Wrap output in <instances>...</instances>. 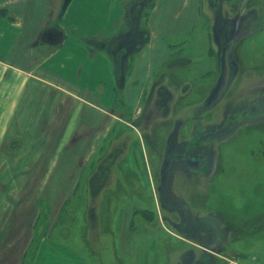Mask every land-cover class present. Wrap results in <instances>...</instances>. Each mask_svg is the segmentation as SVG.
Returning <instances> with one entry per match:
<instances>
[{
    "label": "rangeland",
    "instance_id": "rangeland-1",
    "mask_svg": "<svg viewBox=\"0 0 264 264\" xmlns=\"http://www.w3.org/2000/svg\"><path fill=\"white\" fill-rule=\"evenodd\" d=\"M173 25L183 31L159 35L158 52L169 53L151 79L137 80L128 96L118 87L122 122L94 143L54 229L46 228L49 207L38 203L31 261L47 237L75 264H264V0H202L198 22ZM227 44L229 85L204 109ZM204 63L209 72L193 76ZM201 150L202 169L177 158L165 186L164 163Z\"/></svg>",
    "mask_w": 264,
    "mask_h": 264
},
{
    "label": "crops",
    "instance_id": "crops-1",
    "mask_svg": "<svg viewBox=\"0 0 264 264\" xmlns=\"http://www.w3.org/2000/svg\"><path fill=\"white\" fill-rule=\"evenodd\" d=\"M10 1L0 9V264H75L47 237L28 259L38 203L54 229L94 143L122 122L118 87L128 96L151 79L169 53L158 52L157 38L183 31L173 23L198 22L202 0ZM192 71L209 72L205 63Z\"/></svg>",
    "mask_w": 264,
    "mask_h": 264
},
{
    "label": "water",
    "instance_id": "water-1",
    "mask_svg": "<svg viewBox=\"0 0 264 264\" xmlns=\"http://www.w3.org/2000/svg\"><path fill=\"white\" fill-rule=\"evenodd\" d=\"M230 49H231V44H227L221 50L219 76L216 80L215 86L209 93L203 105L204 109H208L212 107L213 105H215L221 99V97L223 96V94L225 93L227 89V85H228L229 78H230V65H229V58H228ZM182 164L185 165L189 170H192V167H189V166L190 164H193V161H191L190 159H183ZM197 165L198 167L193 168L194 170L199 169L200 163H198ZM168 167H169V163H167L165 171L168 170ZM167 179H168V173H166L165 175V179H164L165 183H167ZM182 210L184 213L187 212L186 209L184 208H182Z\"/></svg>",
    "mask_w": 264,
    "mask_h": 264
},
{
    "label": "flooded vegetation",
    "instance_id": "flooded-vegetation-1",
    "mask_svg": "<svg viewBox=\"0 0 264 264\" xmlns=\"http://www.w3.org/2000/svg\"><path fill=\"white\" fill-rule=\"evenodd\" d=\"M260 100L264 102V98H263V97H262ZM252 105H253V107H254L255 105H257V101H253V102H252ZM254 110H255V108L252 109V112H254ZM177 158L179 159V161H180L181 164H182V160H183V159H190L191 161H193V164H190V166H189V167H192V170H189V169H188L185 165H183V164H182V166H183V167H186L189 171L199 172V171L202 169V167H203V165H204V163H205L206 155H205V153H204V150H201L199 154H197V155L194 156V159H191L190 156H187V157H180L178 154H177V155H174V156H171V157L169 158V160H167V161L164 163V164H165V167H164V179H165V175H166V173H168V178H169V172H170V170H171L172 164L174 163V161H176ZM167 163H169V167H168V170L165 171V168H166V166H167ZM198 163H200V167H199V169H198V170H194L193 168H197V167H198V165H197ZM167 182H168V179H167ZM164 184H165V186L167 185V183H165V181H164ZM164 204L167 205V203H164ZM167 206H168V205H167ZM182 208H184V206H182V205H177V206H176V209L181 210V211L183 212ZM184 209H185V208H184ZM186 211H187V210H186ZM183 213H184V212H183ZM186 214H187V212L184 213V215H185V221L187 222L188 220H187V215H186ZM192 227H195V228L198 227L197 217L195 218V220H194V222H193V224H192ZM189 228H191L190 225H189Z\"/></svg>",
    "mask_w": 264,
    "mask_h": 264
},
{
    "label": "trees",
    "instance_id": "trees-1",
    "mask_svg": "<svg viewBox=\"0 0 264 264\" xmlns=\"http://www.w3.org/2000/svg\"><path fill=\"white\" fill-rule=\"evenodd\" d=\"M33 245H34V243L32 244V246H31V248H30V251H29V253L31 252V249H32ZM28 255H29V254H28Z\"/></svg>",
    "mask_w": 264,
    "mask_h": 264
},
{
    "label": "bare ground",
    "instance_id": "bare-ground-1",
    "mask_svg": "<svg viewBox=\"0 0 264 264\" xmlns=\"http://www.w3.org/2000/svg\"><path fill=\"white\" fill-rule=\"evenodd\" d=\"M229 82H230V78H229ZM229 82H228V85H229ZM228 85H227V87H228Z\"/></svg>",
    "mask_w": 264,
    "mask_h": 264
}]
</instances>
